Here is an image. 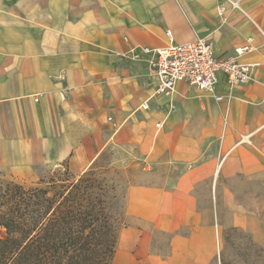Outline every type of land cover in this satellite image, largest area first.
<instances>
[{"label":"crops","instance_id":"obj_1","mask_svg":"<svg viewBox=\"0 0 264 264\" xmlns=\"http://www.w3.org/2000/svg\"><path fill=\"white\" fill-rule=\"evenodd\" d=\"M251 37L238 60L257 66L253 80L230 89L220 74L213 93L179 83L158 96L151 56L129 55L204 39L234 57ZM108 147L136 148L138 168L161 179L129 189L112 264L213 263L219 188L243 228L229 186L264 187V0H0V171L24 185L65 164L79 176Z\"/></svg>","mask_w":264,"mask_h":264},{"label":"trees","instance_id":"obj_2","mask_svg":"<svg viewBox=\"0 0 264 264\" xmlns=\"http://www.w3.org/2000/svg\"><path fill=\"white\" fill-rule=\"evenodd\" d=\"M62 167V179L0 189V264H112L120 232L102 208L94 168L76 180Z\"/></svg>","mask_w":264,"mask_h":264},{"label":"rangeland","instance_id":"obj_3","mask_svg":"<svg viewBox=\"0 0 264 264\" xmlns=\"http://www.w3.org/2000/svg\"><path fill=\"white\" fill-rule=\"evenodd\" d=\"M137 156L136 148L108 147L92 164L94 177L101 189L99 198L103 203L102 208L110 216L112 215L116 230L119 232L123 224L126 225L129 189L140 184L152 185L161 182L159 177L147 176L142 168H138L140 161L136 158ZM72 172L79 174L77 171ZM72 172L70 171L69 175L77 180L78 177ZM64 173V167L46 169L39 180L47 183L51 178L62 179ZM258 181V177L254 176L245 179L243 183L237 180L229 186L236 194V203L244 208L246 226L243 228L235 226L234 215L224 209L222 201H219L221 200V187L219 188L218 212L219 220L224 226L223 243L216 260L211 264H221L222 259L227 264H264V254L261 253V250H264V187ZM10 183L21 184L9 172L0 171V189H4ZM36 183L25 186L36 185ZM200 196L202 209L209 208L208 186L204 185L200 189ZM5 237L6 230L0 227V239ZM160 240L163 251L167 252L168 238L161 236ZM250 249L251 252H249ZM249 254L251 255L248 256Z\"/></svg>","mask_w":264,"mask_h":264},{"label":"built area","instance_id":"obj_4","mask_svg":"<svg viewBox=\"0 0 264 264\" xmlns=\"http://www.w3.org/2000/svg\"><path fill=\"white\" fill-rule=\"evenodd\" d=\"M233 8H238L235 3ZM171 36V33H167ZM254 38L235 49L234 57L218 58L211 42L198 39L184 44L172 43L166 48L152 50L148 47L130 52L133 60H140L142 55H150L149 66L159 80L158 96L171 97L179 83L205 93H213L218 83V76L225 75L230 89L246 85L253 80L256 65L240 63L238 57L251 53ZM218 101L222 100L217 96ZM143 110H149L148 102L143 103ZM174 108H172V111ZM160 127V125H158Z\"/></svg>","mask_w":264,"mask_h":264}]
</instances>
